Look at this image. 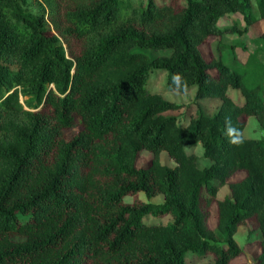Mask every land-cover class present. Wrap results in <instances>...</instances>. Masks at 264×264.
<instances>
[{
	"label": "trees",
	"instance_id": "16d2710c",
	"mask_svg": "<svg viewBox=\"0 0 264 264\" xmlns=\"http://www.w3.org/2000/svg\"><path fill=\"white\" fill-rule=\"evenodd\" d=\"M37 1L39 15L25 0H0V264H190L189 252L232 264L248 222L260 231L254 264H264V135L236 147L225 134L226 117L243 131L254 116L264 130V31L241 71L201 49L222 42L227 14L242 15L245 30L264 25V0L259 18L252 0ZM155 69L168 89L195 88V99L219 98L218 109L179 123L169 113L182 105L144 86ZM198 143L208 166L186 150ZM143 150L152 156L139 166ZM162 151L175 166L160 162ZM150 213L173 221L144 224Z\"/></svg>",
	"mask_w": 264,
	"mask_h": 264
},
{
	"label": "rangeland",
	"instance_id": "374dc122",
	"mask_svg": "<svg viewBox=\"0 0 264 264\" xmlns=\"http://www.w3.org/2000/svg\"><path fill=\"white\" fill-rule=\"evenodd\" d=\"M142 2L145 6L148 0H130L133 6L136 2ZM155 2H167L168 0H154ZM252 10L256 18H259V13L255 0H252ZM22 7L27 12L33 15H39L42 11V5L37 0H25ZM132 8V7H131ZM129 12L133 14V9H129ZM136 16H139V12L135 11ZM219 26L227 27L225 34L223 36L222 42L219 44L217 40H211L201 46L202 52L206 59L212 57L221 58L224 64L232 70H242L245 65V57L248 53L253 51L254 48L258 47L260 42L257 41V36L264 31V25L262 20L258 19L254 26L249 30H245V22L242 15L238 13L227 14L219 20ZM245 44L246 48L242 49L241 46ZM234 45L235 51L231 46ZM135 50L144 52L150 57L164 56L170 54V49H144L141 47H135ZM236 52V53H235ZM236 54L238 56H236ZM166 76L167 72L161 69H155L149 73V76L144 82L145 88L152 92L160 94L163 99L174 102L176 104L182 105V108L178 111H171L169 114L177 116L179 123H187L192 115H197L199 112H203L205 115H212L217 109L221 100L219 98H202L195 99L196 89H192L187 92H180L178 90H170L166 86ZM228 94L233 98L236 103H243L244 96L241 95L239 90L229 89ZM243 132L247 138H261L264 135V130L260 126L258 120L254 116L247 118ZM188 152L195 153L197 158V163L199 166L204 167L210 165L211 161L207 158L202 157V148L198 143L194 146H186ZM152 154L147 150H143L137 161V164L145 165ZM160 162L169 167L176 165L175 161L170 158L165 151L160 153ZM243 173H237L232 177V180H236L242 177ZM229 194L228 185H223L218 188L217 198L222 199ZM137 197L144 202L161 203L163 202V195L157 194L156 196L148 199L143 192H139ZM133 198L131 196H126L124 198L125 202H132ZM173 221L171 214L157 215V214H147L143 217L142 222L144 224H167ZM209 225L214 227L216 225L215 218V208H211V216L209 218ZM252 234L249 236V232ZM260 238V231L256 230V226L252 222H248L246 225H241L235 234V239L238 244L242 247L244 254L239 258L235 259L232 264H254V258L258 255L260 247L258 244V239ZM185 261L190 264H211L214 261L212 255H207L200 257L197 252H189L186 254Z\"/></svg>",
	"mask_w": 264,
	"mask_h": 264
},
{
	"label": "clouds",
	"instance_id": "9594fccd",
	"mask_svg": "<svg viewBox=\"0 0 264 264\" xmlns=\"http://www.w3.org/2000/svg\"><path fill=\"white\" fill-rule=\"evenodd\" d=\"M172 82L175 85H182L183 90L187 89V83L179 73L173 75ZM225 134L228 137L229 143L236 147H241L247 139L241 129H238L233 126L230 117L225 118Z\"/></svg>",
	"mask_w": 264,
	"mask_h": 264
},
{
	"label": "crops",
	"instance_id": "0c3cea01",
	"mask_svg": "<svg viewBox=\"0 0 264 264\" xmlns=\"http://www.w3.org/2000/svg\"><path fill=\"white\" fill-rule=\"evenodd\" d=\"M220 105V104H219ZM219 107V106H218Z\"/></svg>",
	"mask_w": 264,
	"mask_h": 264
}]
</instances>
